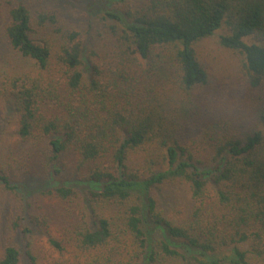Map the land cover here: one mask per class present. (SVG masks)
Returning a JSON list of instances; mask_svg holds the SVG:
<instances>
[{
    "label": "trees",
    "instance_id": "trees-1",
    "mask_svg": "<svg viewBox=\"0 0 264 264\" xmlns=\"http://www.w3.org/2000/svg\"><path fill=\"white\" fill-rule=\"evenodd\" d=\"M93 4L100 45L54 9L35 16L4 1V39L27 65L0 64V99L18 138L40 144L41 167L59 177L69 161L78 183L39 193L71 205L68 264H264V0H93L87 10ZM44 27L54 41L31 35ZM220 27L218 44L236 63L219 77L193 44ZM172 184L193 201L184 219L158 202ZM51 221L18 215L10 228L22 248L6 243L0 264H43L40 228L62 254Z\"/></svg>",
    "mask_w": 264,
    "mask_h": 264
},
{
    "label": "rangeland",
    "instance_id": "rangeland-1",
    "mask_svg": "<svg viewBox=\"0 0 264 264\" xmlns=\"http://www.w3.org/2000/svg\"><path fill=\"white\" fill-rule=\"evenodd\" d=\"M4 1L0 0V64L7 69H17L23 67L26 61L21 59L10 49L8 42L4 39L2 27L6 22L4 13ZM14 3L26 4L36 16V11L56 10L61 22L65 27L78 30L88 40L86 44H98V31L101 12L98 5H94L95 10H87L93 0H11ZM107 3V2H106ZM104 3V6L106 5ZM226 32L225 27L218 28L212 36L203 38L195 42L194 48L197 57L205 63L210 72L215 76L226 75L230 69L229 66L236 63L235 57L227 50L219 46L218 38ZM34 38L47 37L50 40L55 39L56 34L49 27L32 31ZM42 150L39 143L31 144L29 141L20 140L16 134V126L13 121V114L7 100L0 99V174H4L9 179L11 190L5 187L0 179V252L6 243H18L22 248L24 237L18 235L17 231L10 228L11 222L18 215H28L45 213L50 216L51 224L49 232L57 239H64L65 251L60 254L59 251L51 247L47 241L43 228L36 230L34 234V245L43 264H68L75 254L74 247L69 241L70 237L64 230L63 214L71 207L70 203H65L54 197H39V193L51 186L69 183L78 184L72 179L70 174L71 164L68 161L66 170L54 177L49 171L41 167L38 156L34 154ZM43 150H45L43 148ZM48 170V169H47ZM36 174H33V173ZM33 177V180L30 178ZM72 183V182H71ZM81 189V186H77ZM158 202L160 207L174 219H184L191 208L193 201L185 186L172 184L164 186L159 190ZM29 203V204H28ZM76 206V204H72ZM14 236V239H13Z\"/></svg>",
    "mask_w": 264,
    "mask_h": 264
}]
</instances>
